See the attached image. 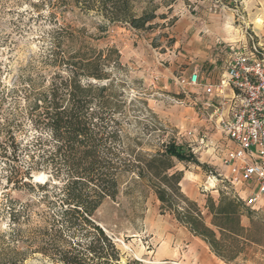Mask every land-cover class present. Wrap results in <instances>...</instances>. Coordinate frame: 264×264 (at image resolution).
Listing matches in <instances>:
<instances>
[{"label": "trees", "instance_id": "obj_1", "mask_svg": "<svg viewBox=\"0 0 264 264\" xmlns=\"http://www.w3.org/2000/svg\"><path fill=\"white\" fill-rule=\"evenodd\" d=\"M97 2L110 22L135 30L145 29L154 18L136 16L131 0ZM59 50L53 48L47 62L58 72L4 85L0 91V163L6 187L29 194L23 201L2 197L6 228L0 233V264H24L32 255L42 264H119L120 251L93 217L104 200L116 199L122 175L144 183L160 212L225 264H235L252 245L263 247L264 219L234 191L220 189L216 201L209 197L205 213L182 192L183 172L175 170L176 163L203 168L190 148L169 139L144 153L139 137L128 138L122 123L127 100L105 73L116 51L108 50L104 57L85 47ZM65 53L68 67L61 63ZM6 106H12L9 113ZM26 131L30 134L18 140L17 134ZM33 171L49 177L33 184ZM243 218L249 227L242 225Z\"/></svg>", "mask_w": 264, "mask_h": 264}, {"label": "rangeland", "instance_id": "obj_2", "mask_svg": "<svg viewBox=\"0 0 264 264\" xmlns=\"http://www.w3.org/2000/svg\"><path fill=\"white\" fill-rule=\"evenodd\" d=\"M204 2L216 14L227 12L236 29L254 35L264 48V0H131L136 16L154 17L143 30L110 22L97 0H0V91L4 85L10 88L20 80L48 78L58 72L48 64L56 46L61 52L94 49L104 57L108 50L116 51L105 73L127 100L122 120L126 135L139 137L144 153H152L169 139L190 148L203 168L176 163L175 170L183 172L182 192L204 211L206 200L216 201L220 189H239L225 180L226 170L214 148L221 137L215 117L211 118L212 108L206 105L212 103L203 94L183 92L177 85L162 89L160 83L170 65L174 24ZM61 58L64 67L70 66L66 53ZM6 109L9 113L12 106ZM29 134L16 137L21 140ZM4 175L0 163V205L4 194L27 199L26 190L7 189ZM40 175L43 182H37ZM48 177L33 171L31 183L43 184ZM256 212L264 219V210ZM93 219L120 251L119 264H202L206 259L203 251L207 250L198 238L172 216L162 214L153 192L132 175L120 177L116 199L104 200ZM262 225L263 247L250 246L235 264H264ZM5 228L0 214V233ZM24 264L42 263L32 255Z\"/></svg>", "mask_w": 264, "mask_h": 264}, {"label": "built area", "instance_id": "obj_3", "mask_svg": "<svg viewBox=\"0 0 264 264\" xmlns=\"http://www.w3.org/2000/svg\"><path fill=\"white\" fill-rule=\"evenodd\" d=\"M226 49L230 56L225 74L216 84L203 87L204 96L220 100L211 113L221 137L214 148L220 153L227 183L244 190L253 186L254 192L241 199L244 205L263 211L264 48L254 35L246 34L245 43ZM175 83L183 92L200 86L197 72L188 77L178 76ZM226 91L230 92V98Z\"/></svg>", "mask_w": 264, "mask_h": 264}, {"label": "crops", "instance_id": "obj_4", "mask_svg": "<svg viewBox=\"0 0 264 264\" xmlns=\"http://www.w3.org/2000/svg\"><path fill=\"white\" fill-rule=\"evenodd\" d=\"M224 14H216L204 2L199 3L191 11H186L178 19L171 30L173 41L170 49H173V52H168L171 55L170 65L162 72L160 78L162 89L176 85L175 75L188 77L192 72H197L200 86L187 90L191 93L203 94L204 86L216 84L225 74L230 56L227 46L245 43L246 33L236 29L232 24L233 19L229 18L227 12ZM225 94L228 98L231 97L229 91ZM208 101L212 103L210 104L212 111L220 102L218 98H209ZM234 192L240 199H244L254 190L252 185H248L245 190L240 186L239 189L234 188ZM242 225L249 227V221L243 218ZM197 240L207 250L203 251L206 259L202 264H225L210 252L204 242Z\"/></svg>", "mask_w": 264, "mask_h": 264}, {"label": "bare ground", "instance_id": "obj_5", "mask_svg": "<svg viewBox=\"0 0 264 264\" xmlns=\"http://www.w3.org/2000/svg\"><path fill=\"white\" fill-rule=\"evenodd\" d=\"M43 180H44V177L43 176H39V177H37V182H43Z\"/></svg>", "mask_w": 264, "mask_h": 264}]
</instances>
